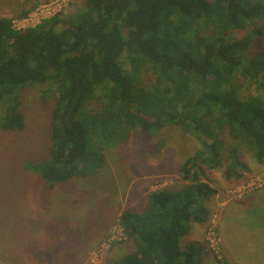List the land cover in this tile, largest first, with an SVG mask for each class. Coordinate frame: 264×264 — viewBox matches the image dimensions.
Wrapping results in <instances>:
<instances>
[{
	"label": "trees",
	"instance_id": "1",
	"mask_svg": "<svg viewBox=\"0 0 264 264\" xmlns=\"http://www.w3.org/2000/svg\"><path fill=\"white\" fill-rule=\"evenodd\" d=\"M263 27L264 0H84L23 30L0 17V134L26 130L28 90L54 101L50 157L24 167L49 187L34 184L39 205L50 207L51 189L102 174L104 152L133 130L176 127L200 147L179 165L178 185L119 215L134 250L113 264H206L202 245L184 239L209 218L208 171L241 179L245 154L264 164V50L250 55Z\"/></svg>",
	"mask_w": 264,
	"mask_h": 264
},
{
	"label": "rangeland",
	"instance_id": "2",
	"mask_svg": "<svg viewBox=\"0 0 264 264\" xmlns=\"http://www.w3.org/2000/svg\"><path fill=\"white\" fill-rule=\"evenodd\" d=\"M83 4L84 0H0V17L11 18L14 27L23 30L44 19L45 7L70 14ZM24 9L29 11L20 17ZM256 49L264 50V40L254 43L251 56ZM24 100L26 130L0 134V264L119 261L134 250L118 224L119 215L125 210L141 212L151 191L178 185L179 165L194 155L198 140L176 127L149 137L135 129L128 140L104 152L102 174L51 189L50 207L46 201L40 206L33 196L34 184L42 193L49 187L24 167L50 157L47 130L54 101L43 105L34 90H28ZM244 160L248 167L241 179L225 178L221 168L208 171L217 189L206 202L209 218L195 223L184 239L202 245L206 264H264V164L248 154ZM20 213L26 219L22 226L13 223ZM20 226L21 234L11 232ZM5 246L10 247L2 252ZM33 252L44 255L43 262L33 261Z\"/></svg>",
	"mask_w": 264,
	"mask_h": 264
},
{
	"label": "built area",
	"instance_id": "3",
	"mask_svg": "<svg viewBox=\"0 0 264 264\" xmlns=\"http://www.w3.org/2000/svg\"><path fill=\"white\" fill-rule=\"evenodd\" d=\"M41 10V9H40ZM47 12V13H46ZM60 9H52L51 7H45L44 10L41 11V13H46L47 15H45L43 18H49L54 16L55 14L59 13ZM43 20V19H42ZM41 20V21H42ZM20 30V29H19Z\"/></svg>",
	"mask_w": 264,
	"mask_h": 264
},
{
	"label": "crops",
	"instance_id": "4",
	"mask_svg": "<svg viewBox=\"0 0 264 264\" xmlns=\"http://www.w3.org/2000/svg\"><path fill=\"white\" fill-rule=\"evenodd\" d=\"M23 216H24V215H23ZM9 247H10V246H9ZM9 247H8V248H9ZM10 251H11V250H9L8 254L11 253V252H13V251H11V252H10Z\"/></svg>",
	"mask_w": 264,
	"mask_h": 264
}]
</instances>
